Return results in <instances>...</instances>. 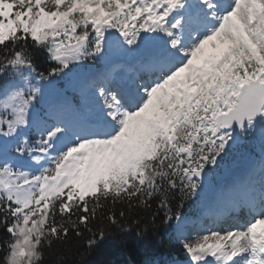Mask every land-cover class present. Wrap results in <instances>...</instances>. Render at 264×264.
Segmentation results:
<instances>
[{
    "label": "snow or ice",
    "instance_id": "obj_1",
    "mask_svg": "<svg viewBox=\"0 0 264 264\" xmlns=\"http://www.w3.org/2000/svg\"><path fill=\"white\" fill-rule=\"evenodd\" d=\"M133 225L186 264H264V0H0V264Z\"/></svg>",
    "mask_w": 264,
    "mask_h": 264
},
{
    "label": "trees",
    "instance_id": "obj_2",
    "mask_svg": "<svg viewBox=\"0 0 264 264\" xmlns=\"http://www.w3.org/2000/svg\"><path fill=\"white\" fill-rule=\"evenodd\" d=\"M192 203L190 201L184 211L192 207ZM153 211H142L138 218L147 220ZM159 214L162 215V212ZM138 230L135 225L131 231L114 228L91 249L87 248L83 239L73 238L74 251L67 254L63 264H144L146 260L153 264H166L175 255L183 256L184 250L179 243L166 236L165 229H149L143 238L137 237ZM76 252H86L87 255L81 258Z\"/></svg>",
    "mask_w": 264,
    "mask_h": 264
},
{
    "label": "rangeland",
    "instance_id": "obj_3",
    "mask_svg": "<svg viewBox=\"0 0 264 264\" xmlns=\"http://www.w3.org/2000/svg\"><path fill=\"white\" fill-rule=\"evenodd\" d=\"M259 147H260V141H259V139L255 140L253 142H247V143L241 144L234 151V153L229 158V161L225 164V166L221 170H219V171H221L222 174H223V172L228 173L229 172L228 171V167L229 166H234L236 163H240V162L246 160L247 158H249L251 156V151H254L255 150L256 152H259L260 153L261 151H260V148ZM226 175H228V174H225L223 177H225ZM221 178H219L218 181H217V178L214 177V179H213L214 185H216V181L217 182H220ZM201 211H202V208L199 210V213H201Z\"/></svg>",
    "mask_w": 264,
    "mask_h": 264
},
{
    "label": "bare ground",
    "instance_id": "obj_4",
    "mask_svg": "<svg viewBox=\"0 0 264 264\" xmlns=\"http://www.w3.org/2000/svg\"><path fill=\"white\" fill-rule=\"evenodd\" d=\"M217 176L222 177L220 182L216 183V186L218 187V189H219V187L220 188H224L225 186H227L229 184V180H230L229 176H230V174H228L225 177H223L224 175L222 176V172L219 171V172H217ZM210 227H212V224L210 225Z\"/></svg>",
    "mask_w": 264,
    "mask_h": 264
}]
</instances>
